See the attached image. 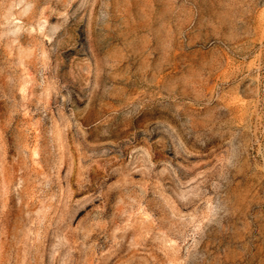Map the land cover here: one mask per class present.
Wrapping results in <instances>:
<instances>
[{
  "label": "rangeland",
  "instance_id": "obj_1",
  "mask_svg": "<svg viewBox=\"0 0 264 264\" xmlns=\"http://www.w3.org/2000/svg\"><path fill=\"white\" fill-rule=\"evenodd\" d=\"M0 264H264V0H0Z\"/></svg>",
  "mask_w": 264,
  "mask_h": 264
}]
</instances>
